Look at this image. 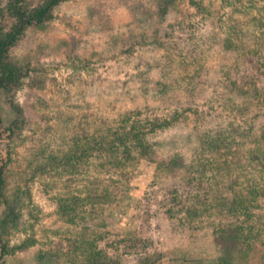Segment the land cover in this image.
I'll return each instance as SVG.
<instances>
[{
    "label": "rangeland",
    "instance_id": "rangeland-1",
    "mask_svg": "<svg viewBox=\"0 0 264 264\" xmlns=\"http://www.w3.org/2000/svg\"><path fill=\"white\" fill-rule=\"evenodd\" d=\"M261 56L264 0H62L28 26L0 59L24 72L0 93L2 125L13 129L0 143L2 262L86 264L72 251L82 236L86 246L96 238L103 264H139L137 237L153 239L149 264H259L258 245L236 261L216 240L207 222L218 205L216 216L179 221L208 186L191 167L204 132H225L228 144L217 141L228 168L219 198L264 163ZM133 119L148 134L123 162ZM252 202L263 225L264 195Z\"/></svg>",
    "mask_w": 264,
    "mask_h": 264
},
{
    "label": "trees",
    "instance_id": "trees-1",
    "mask_svg": "<svg viewBox=\"0 0 264 264\" xmlns=\"http://www.w3.org/2000/svg\"><path fill=\"white\" fill-rule=\"evenodd\" d=\"M61 1L62 0H42L41 3L37 5L29 6L26 0H6L4 4H2L0 0V20L8 16L11 22L7 28H4L0 24V59L8 52L11 46L17 42L28 26L38 25L49 19L52 15L53 8ZM233 22L238 24L237 20ZM228 46H233V44ZM261 58H264V56H261ZM262 61L264 64L263 59ZM23 74L22 68L17 64H11L7 68L0 65V93H4L5 95L11 94L19 86ZM241 93H243V91H241ZM170 122L171 120H165L162 124H158L156 128H149V131L153 132L154 130L163 129L169 126ZM142 126L144 127V124L141 121H135V119H133L131 123L127 124V130L122 133L124 138L122 139L123 145L121 150L123 162L132 151L142 152L140 148L142 146L144 147L146 135L148 134L146 132L147 130L142 128ZM5 130L8 131L9 135L13 133L12 128L3 127L0 114V143ZM225 140V132L222 131L215 133L204 132L199 138L197 149L200 150L194 151L195 154L191 162V167H193V179L201 182L205 177H208V186L194 191V205L191 208L187 207L182 212L179 223L190 226L195 222L206 219L205 216H216L215 211H210V208L212 207L211 205H218L219 217L217 221H206L209 226L212 227L213 235L216 240L232 247L234 252L232 258L234 260L239 257L243 260L248 259L252 249H256L255 246L258 245L259 247H257V250L260 251L259 264H264V224L260 225L261 223L255 220L256 216L252 211V205H250L258 196L264 195V163L249 170L248 178L245 181L239 180L236 188L230 195L228 194L227 197L223 196V199L219 198V194L224 192L222 184L228 182H222L220 178L226 175L225 171H227L228 168L221 165L222 161L220 157L222 153L217 150L219 147L217 141L220 143L223 142V146L228 148V144ZM132 148H134V150H131ZM2 172L3 164L1 162L0 153V182L2 179ZM219 180L221 182H219ZM243 182L245 183L242 184ZM230 185H232V183ZM229 190L232 191L230 188ZM174 192V196H177V192ZM205 192L208 193L210 197L214 196L213 203L208 202L207 198L202 196L201 193ZM173 198L175 199V197ZM85 241L87 240L81 236L72 251L76 253L79 249L78 254H82L83 258L86 260V264H103V260H100L101 258L98 256L102 251L101 248H97L98 244L96 238L92 237L88 240L90 241V246H86ZM133 241L132 246H134L135 251H137L138 263H151L155 252L147 250L146 246H149L148 244L152 243L153 239L137 237L134 238ZM4 247L5 246L0 248V264H4L1 260L2 253L5 252Z\"/></svg>",
    "mask_w": 264,
    "mask_h": 264
}]
</instances>
